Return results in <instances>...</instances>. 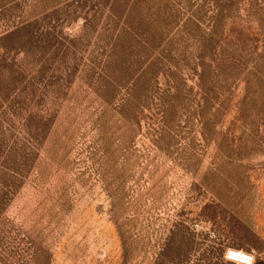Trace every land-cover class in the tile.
<instances>
[{
    "label": "rangeland",
    "instance_id": "rangeland-1",
    "mask_svg": "<svg viewBox=\"0 0 264 264\" xmlns=\"http://www.w3.org/2000/svg\"><path fill=\"white\" fill-rule=\"evenodd\" d=\"M264 264V0H0V264Z\"/></svg>",
    "mask_w": 264,
    "mask_h": 264
},
{
    "label": "built area",
    "instance_id": "built-area-1",
    "mask_svg": "<svg viewBox=\"0 0 264 264\" xmlns=\"http://www.w3.org/2000/svg\"><path fill=\"white\" fill-rule=\"evenodd\" d=\"M225 259L236 264H253V257L251 255L236 251H229L227 255H225Z\"/></svg>",
    "mask_w": 264,
    "mask_h": 264
}]
</instances>
